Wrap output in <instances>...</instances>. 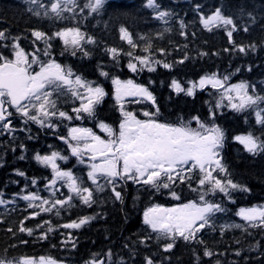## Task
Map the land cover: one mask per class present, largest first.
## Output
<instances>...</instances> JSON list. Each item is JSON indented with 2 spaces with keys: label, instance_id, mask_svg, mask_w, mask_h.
Instances as JSON below:
<instances>
[{
  "label": "snow or ice",
  "instance_id": "1",
  "mask_svg": "<svg viewBox=\"0 0 264 264\" xmlns=\"http://www.w3.org/2000/svg\"><path fill=\"white\" fill-rule=\"evenodd\" d=\"M24 2L32 16L54 24L59 22L60 26L48 31L39 27L28 28L26 31L33 38L32 44L35 45L37 42L43 44L42 49L33 47L31 52L21 46V40L24 38L22 35H14L9 29L0 28V131L9 135L24 131L29 133L28 139H32L29 124L54 130L65 120L72 122L84 118L92 120L94 127L104 135H98L91 127L71 126L67 127L66 135L59 137L66 144L69 155H62L57 150L45 154L36 152L33 158L51 169V178H45L47 183L44 185L49 196H41L38 191H26L27 184L20 193H13L14 200L19 196L28 203V209L31 211L19 220L15 229L12 226L8 227L7 232L14 237L17 232L31 236L34 228L26 227L24 223L26 220L35 218L40 213L54 212L59 217L62 211L74 207V200H78L82 205L91 206L96 203L94 192L100 193L105 189L110 190L114 201L123 202L122 185L131 181L153 195L166 193L174 201L170 206L164 203H151L144 209L142 223L149 231L134 243L148 245L154 236L163 253H170L178 241H183L186 245L202 246V255L213 257V251L202 238L207 230L212 232L218 230L221 237L230 229H239L248 235L251 234L250 229H258L264 234V203L239 207L235 211V216L240 218L241 223H216L219 219L218 213L223 215L229 211L225 207L226 201L235 204L236 195L251 191L246 184L233 179L224 161L223 151L228 143V133L224 127L216 123L217 110L222 106L241 113L251 110L259 131L249 129L231 136V140L238 142L243 151L252 157L264 156V107H261L264 105V89L258 92L254 84L245 80L231 83V74L220 75L217 72L204 73L199 75L198 79H190L183 83L173 77L168 87L177 94L183 93L191 97L196 95L197 89H205L206 85H210L220 93V96L214 105L209 104L207 115L203 119L200 115H194L187 122L179 117L178 123L162 121L157 98L150 90L154 83L151 79L147 84L137 83L133 79H121L118 75L104 71L102 65H97L100 77L106 80L110 77L111 89L106 91L99 80H89L83 74L74 71L72 66L60 62V57H63L65 52L76 56L79 51L82 57L91 54L86 48L96 45L97 39L82 30V25L89 17H94V14L100 16L105 12L109 0H84L83 4L79 0L46 2L24 0ZM143 7L151 9L153 17L164 25L176 15L170 8H162L157 0H145ZM192 10L197 13L199 23L205 30L211 32L216 28L224 29L231 47L223 51L246 54L255 52L258 47L264 50V40H261L259 45L255 42L245 45L234 39V34L240 31L248 33L251 27L258 23L253 10L241 6L235 12L226 14L227 6L223 3L210 7L207 12L201 3H195ZM258 15L260 21H264V9ZM105 25L107 27V22ZM179 26V34L186 36L184 29L187 25L183 19L179 20ZM260 28L264 31V23H260ZM118 31L120 39L129 46V51L124 52L123 49L107 46L105 51L117 64L122 55L128 57L126 67L132 73L144 69L154 72L156 66L171 70L176 64H183L189 59L186 52L182 59L171 63L156 59L151 36L137 34L134 38L133 33L124 24H120ZM166 32H171V28L164 27L162 31H156L155 36L163 38ZM57 40L63 46L59 55L56 54L53 43ZM137 48L141 49L142 54L134 55L133 50ZM155 51L166 56L169 50L157 48ZM198 55L204 56L207 53L199 52ZM240 70L235 69L236 72ZM248 70L251 71L250 66ZM109 95L114 102V109L119 113L118 125L109 124L99 117V106ZM62 96H70L74 105L78 101V105L71 108L72 115L58 107ZM224 101H227L226 105ZM144 103H149L153 110L141 109L143 116L141 119L138 118L136 108ZM130 106L136 107L129 110ZM14 120L24 127L17 129L13 124ZM193 122L195 127H192ZM19 147L24 149V144L21 143ZM70 156L75 158L78 165L87 168L84 176H77L72 168H62L58 164V160L70 162ZM20 158L23 159V156ZM15 171L18 176H25L23 171L18 169ZM85 176L86 180L91 182L90 186H85ZM101 180L104 183H100ZM57 182L67 187L66 195L56 188ZM31 184L36 185L37 179L32 178ZM178 186L181 189L179 192ZM185 186L190 193L195 194V199L183 197ZM3 195L4 193L0 192V205L10 203L3 199ZM217 196H222V199L217 201L215 199ZM94 218L84 215L58 227L80 229ZM35 228H46V231H40L38 238L41 240L47 239V234L54 230L50 220L41 221ZM20 243L27 242L21 240ZM234 243L239 245L241 242L235 240ZM66 244H70L73 249L76 248V242L70 233L61 242V246ZM12 247L15 248V245ZM124 247L128 248V245L125 244ZM252 247L264 248V245L257 242ZM242 251L241 247H236L234 255L240 257ZM7 253L8 249H5L4 255L0 257V264H65L64 260L52 256L21 255L9 258ZM135 254L136 249L132 248L128 258L119 256L114 261L112 250L108 249L103 257L98 258L99 254H93L89 260L84 261V264H134ZM192 255L195 264H201V257L195 250ZM244 259L247 261L248 257L245 256ZM141 264L163 262L154 259L152 255H145ZM215 264H221L220 260L217 259ZM232 264L236 262L233 261Z\"/></svg>",
  "mask_w": 264,
  "mask_h": 264
},
{
  "label": "trees",
  "instance_id": "2",
  "mask_svg": "<svg viewBox=\"0 0 264 264\" xmlns=\"http://www.w3.org/2000/svg\"><path fill=\"white\" fill-rule=\"evenodd\" d=\"M79 2L83 4L84 0H79ZM157 2L161 4L162 8H170L176 14L167 25L155 19L151 9L143 7L145 0H109L105 12L100 16L94 14V17H89L82 25V30L94 35L97 39L96 45L86 48L91 54L88 57H82L79 51L76 56L65 52L63 57H60V62L72 66L74 71L83 74L89 80H99L105 86L106 91L111 89L110 77L107 80L100 77L97 65H102L104 71L118 75L121 79H133L137 83L143 84H147L151 79L154 83L150 86V90L157 98L161 112L160 119L171 123H178V117L185 122L194 115H200L203 119L207 115L209 104L214 105L220 96V93L211 86L197 89L196 95L191 97L183 93L177 94L168 87V83L173 77L183 83L190 79H198L199 75L204 73L217 72L220 75L231 74V83L245 80L254 84L258 92L264 89V50L258 47L255 52L246 54L223 51V49L231 47L224 29L216 28L211 32L205 30L199 23L197 13L192 10L195 3H201L206 12L210 7L218 6L221 3L227 6L226 14L235 12L241 6L253 10L257 15L258 23L252 26L248 33L240 31L234 34V39L245 45L250 42L259 45L261 40H264V31L260 28V23H264V21H260L258 15L264 9V0H157ZM27 8L28 5L24 0H0V28L9 29L10 33L14 35H22L24 38L21 40V46L31 52L33 47L42 49L43 44L40 42L32 44L33 38L26 31L28 28L39 27L48 31L54 30L60 24L59 22L54 24L42 18L38 19L32 16ZM180 19H183L187 25L184 29L187 33L186 36L179 34ZM105 22H107V27ZM120 24L128 27L134 38L137 34L151 36L156 59L171 63L182 59L185 52L189 59L183 64H176L171 70L156 66L154 72H149L147 69L137 73L130 72L126 67L128 57L122 55L117 64L105 51L106 46L117 47L123 49L124 52L129 51L127 43L120 39L118 31ZM164 27H170L171 32L164 33L163 38H156V31H162ZM53 43L56 47V54L59 55L63 46L58 40ZM157 48L168 49V54L161 55L155 51ZM199 52H205L207 55L200 56ZM133 53L134 55L142 54L140 48L133 50ZM41 58H43L42 54ZM249 66L251 71L248 70ZM236 68L241 70L236 72ZM162 81L163 83H161ZM113 103L110 95L105 97V101L99 106L98 113L99 117L105 119L109 124L118 125L119 113L114 109ZM226 103L227 101H224V105ZM77 105L78 101L74 105L70 96H62L58 107L72 115L71 108ZM134 107L136 106H130L129 110ZM141 109L153 110L149 103H144L136 108L138 117L142 116ZM216 123L224 127L228 133V143L225 145L223 156L233 179L246 184L251 189L249 193L236 195L235 204L226 201L225 207L229 211L223 215L218 213L219 219L216 220V223H241L240 218L235 216V211L239 207L264 203V156H250L243 151L238 142L231 140V136L249 129L258 132L259 126L255 125V117L251 110L241 113L226 106L217 110ZM13 124L17 129L24 127L15 120ZM71 126L91 127L94 131L98 130L94 127L92 120L82 118L72 122L65 120L54 130L29 124L32 139H28L29 133L24 131H17L12 135L0 131V192L4 193L3 199L10 202L0 205V257L4 255V250L8 249L9 258L21 255L52 256L58 260H64L65 264H84V261L89 260L93 254H99L98 258L103 257L108 249L112 250L114 261L119 256L128 258L130 249L135 248L134 264H141L145 255H152L154 259L162 261L163 264H169V262L170 264H195L193 250L201 257V264H215L217 259L221 264H232L233 261L236 264H264V255H262L264 248L252 247L257 242L264 245V234L258 229H250V235L242 233L239 229H230L226 230L223 237L220 236L218 230L216 232L205 231L202 238L213 251V257H204L202 246L198 244L186 245L183 241H178L170 253H163L154 236L148 245L134 243L149 231L142 223L144 209L151 203H164L166 206H170L174 201L166 193L153 195L152 192L131 181L122 185L123 202L114 201L111 198L110 190L105 189L100 193L94 192L96 203L91 206L82 205L78 200H74V207L62 211L59 217L54 212L40 213L39 216L26 220L25 226L34 228L31 236L27 233L17 232L14 237L7 232L8 227L12 226L15 229L19 220L31 211L28 209V203L20 199L19 196H16L14 200L13 193H20V190L24 189L27 184L26 191H38L41 196H49L44 185L47 183V179L51 178V169L39 164L33 157L36 152L45 154L52 150L60 151L62 155H69L66 144L59 137L66 135L67 127ZM195 126V122H193L192 127ZM21 143L24 144V149L19 147ZM13 148H15L14 151ZM21 156L23 159L20 158ZM57 162L62 168H72L77 176H84L87 171L86 167L78 165L75 158L71 156L70 162L59 160ZM73 165H75L74 168ZM17 169L23 171L25 176H18L15 171ZM32 178L37 179L36 185L31 184ZM100 183H104V181L101 180ZM90 184L91 182L87 181L85 176V186H90ZM56 188L60 193L67 194V187L62 186L61 182H57ZM177 191H181L179 186ZM182 195L185 199L196 198L195 194L190 193L186 186ZM58 198L60 197L58 196ZM215 199L218 201L222 199V196H217ZM84 215L95 218L80 229L58 227ZM48 220L52 222L54 230L47 234V239L41 240L38 238L40 231H46V228L36 229L35 225ZM69 233L76 242L75 249L71 248L70 244L61 246V242L67 238ZM21 240L27 243L21 244ZM235 240H240L241 243L236 245ZM125 244L128 245V248L124 247ZM13 245L15 248L12 247ZM236 247L243 249L240 257L234 255ZM221 253L223 255H220ZM245 256L248 257L247 261L244 259ZM104 259L107 258L104 257Z\"/></svg>",
  "mask_w": 264,
  "mask_h": 264
},
{
  "label": "rangeland",
  "instance_id": "3",
  "mask_svg": "<svg viewBox=\"0 0 264 264\" xmlns=\"http://www.w3.org/2000/svg\"><path fill=\"white\" fill-rule=\"evenodd\" d=\"M82 166H84V165H82ZM85 167V166H84Z\"/></svg>",
  "mask_w": 264,
  "mask_h": 264
}]
</instances>
